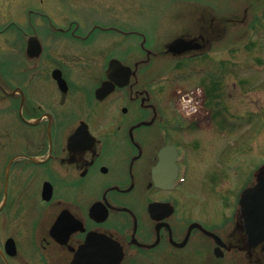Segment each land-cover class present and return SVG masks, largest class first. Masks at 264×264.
I'll use <instances>...</instances> for the list:
<instances>
[{
    "label": "flooded vegetation",
    "instance_id": "flooded-vegetation-1",
    "mask_svg": "<svg viewBox=\"0 0 264 264\" xmlns=\"http://www.w3.org/2000/svg\"><path fill=\"white\" fill-rule=\"evenodd\" d=\"M32 1L0 0V19L7 18L0 21V104L17 120L0 204L8 181L3 211L18 204L15 193L34 210L27 239L14 237L16 253L4 252L7 261L0 254V263L264 264V243L250 246L240 207L242 192L263 173L258 164L228 172L216 158L203 189L187 185L190 145L207 152L210 142L240 130L241 123L226 122L236 112L223 98L222 76L233 65L213 74L209 61L203 84L183 87L174 69L145 58L142 42L138 55L72 64L70 54L81 60L94 48L99 27L57 21ZM211 29L209 20L178 35L201 47L166 48L165 57H211L223 36ZM18 58L26 64L19 67ZM104 83L110 91L99 97Z\"/></svg>",
    "mask_w": 264,
    "mask_h": 264
},
{
    "label": "rangeland",
    "instance_id": "rangeland-1",
    "mask_svg": "<svg viewBox=\"0 0 264 264\" xmlns=\"http://www.w3.org/2000/svg\"><path fill=\"white\" fill-rule=\"evenodd\" d=\"M261 2L264 0H33L30 6L49 13L60 22L61 16H65L69 20H78L82 27L88 28L92 24L99 27L92 37L94 48L89 54L80 55L81 60H77L76 54H70L68 58L72 64L94 66L102 61L103 55L118 56L126 51L138 55L142 42L147 49L145 58L155 60V67H161L163 71L174 69L183 87L203 84V70L209 61L213 74H218L224 64L233 65L222 76L226 83L223 98L225 105L236 112L226 116V122L241 123L240 130L233 134L227 132L222 142H216L214 147L210 142L207 152L189 147L194 173H190L187 185L203 189L206 177L212 176L208 172L216 158L228 172L235 167L243 174L253 171L255 163H264V7L261 8ZM212 17H217L215 22L219 29L227 31V36L215 45L216 51L211 57L176 63L171 57H165V45L169 41L184 32H195ZM3 20L7 18L3 17ZM238 40L240 45H237ZM108 51L114 52L107 54ZM18 60L19 67L26 64L25 59ZM4 104H0V179H3L4 165L11 156V130L15 122L17 124L13 111L2 109ZM197 170L201 171L195 173ZM19 198L16 193L12 194L11 201L18 204H12L0 214L2 246L9 236L20 242L27 239L34 210L26 200L20 203ZM194 200L197 202L196 195Z\"/></svg>",
    "mask_w": 264,
    "mask_h": 264
},
{
    "label": "water",
    "instance_id": "water-1",
    "mask_svg": "<svg viewBox=\"0 0 264 264\" xmlns=\"http://www.w3.org/2000/svg\"><path fill=\"white\" fill-rule=\"evenodd\" d=\"M201 44L199 42L194 43V40H187L185 38H178L169 44L168 50L174 53H183L185 51L200 48ZM113 67V64L112 66ZM60 83L63 82L61 77H59ZM110 91L107 90V83H104L102 87L98 89L99 97L103 92ZM106 92V93H107ZM9 162L7 166V172L11 165ZM261 173L258 182L247 189H245L241 195L240 207L245 222L246 232L249 236L250 246H256L264 243V168L260 170ZM8 178V174H7ZM7 187L5 189V196L2 204L0 205V210L3 208L7 201ZM6 251L10 255H14L16 252V243L13 238H9L6 242ZM0 254H2L5 260L6 256L3 249L0 247Z\"/></svg>",
    "mask_w": 264,
    "mask_h": 264
}]
</instances>
